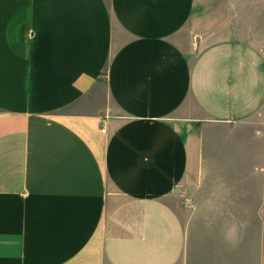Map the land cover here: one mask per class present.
<instances>
[{"label":"crops","instance_id":"obj_1","mask_svg":"<svg viewBox=\"0 0 264 264\" xmlns=\"http://www.w3.org/2000/svg\"><path fill=\"white\" fill-rule=\"evenodd\" d=\"M205 2L0 0V264H190L189 188L249 262L264 43L209 40Z\"/></svg>","mask_w":264,"mask_h":264},{"label":"rangeland","instance_id":"obj_2","mask_svg":"<svg viewBox=\"0 0 264 264\" xmlns=\"http://www.w3.org/2000/svg\"><path fill=\"white\" fill-rule=\"evenodd\" d=\"M201 16V30L211 36L209 40L213 41L212 37L216 40L238 38L255 44L264 43V0H206L205 6L201 7ZM212 188H216L215 185ZM208 196L209 190L200 195L189 188L185 189V195L181 190L174 199L182 207V219L188 230L186 258L190 264H242V259L246 264L242 254L246 248L243 225L241 234V217L244 222V215L221 213L215 208L210 210L212 206L222 204L224 199H209ZM193 205L197 211L200 205V212L194 213ZM263 224L264 214L256 211L248 214L250 258L247 264H258Z\"/></svg>","mask_w":264,"mask_h":264}]
</instances>
